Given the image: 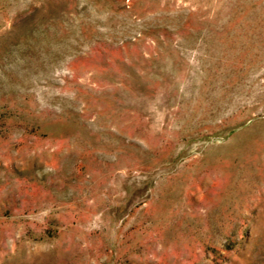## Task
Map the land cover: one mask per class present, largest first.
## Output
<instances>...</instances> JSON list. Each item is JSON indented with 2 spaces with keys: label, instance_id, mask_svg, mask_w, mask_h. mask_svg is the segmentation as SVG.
Here are the masks:
<instances>
[{
  "label": "rangeland",
  "instance_id": "rangeland-1",
  "mask_svg": "<svg viewBox=\"0 0 264 264\" xmlns=\"http://www.w3.org/2000/svg\"><path fill=\"white\" fill-rule=\"evenodd\" d=\"M0 264H264V0H0Z\"/></svg>",
  "mask_w": 264,
  "mask_h": 264
}]
</instances>
